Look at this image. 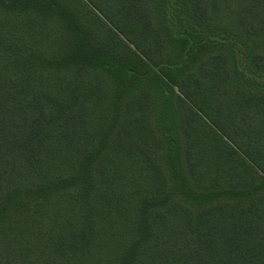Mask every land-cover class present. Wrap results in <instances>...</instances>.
<instances>
[{
  "label": "trees",
  "instance_id": "trees-1",
  "mask_svg": "<svg viewBox=\"0 0 264 264\" xmlns=\"http://www.w3.org/2000/svg\"><path fill=\"white\" fill-rule=\"evenodd\" d=\"M0 264H264V0H0Z\"/></svg>",
  "mask_w": 264,
  "mask_h": 264
}]
</instances>
